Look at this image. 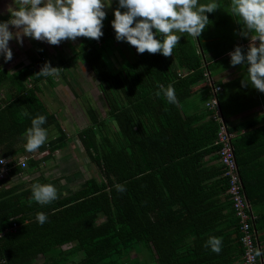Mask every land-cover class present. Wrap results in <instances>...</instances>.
Instances as JSON below:
<instances>
[{"label":"trees","instance_id":"1","mask_svg":"<svg viewBox=\"0 0 264 264\" xmlns=\"http://www.w3.org/2000/svg\"><path fill=\"white\" fill-rule=\"evenodd\" d=\"M114 18H105L104 35L99 41L84 38L78 54L98 78L109 107V116L105 118L89 112L91 124L78 133L84 150L99 169L100 178L90 177L79 188L58 196L35 212L42 205L32 199V185L53 184L54 179L42 176L30 186L15 187L9 192L0 188V254L5 264H34L41 254L46 264H144L140 260L143 250L147 264L150 260L152 264H234L230 242L222 246L229 255L224 261H220V254L204 247L210 237H221L217 220L223 208L213 194H205L201 181L187 188L192 178L204 176V152L194 142L186 149L188 142L180 140L179 135L190 136L192 130L185 132L187 123L178 103L169 104L163 94L156 93L158 85L167 88L171 84L181 102L191 94L192 84L205 79L206 60L236 46L227 45L207 57L203 43L200 48L205 54L197 47L203 34L198 41L186 35L180 38L173 56L139 54L135 48L133 60L118 70L107 53V40L115 36ZM45 63L40 59L12 74L0 68V85L9 83L16 90L8 102L0 99V157L8 156L18 142H27L24 133L39 115L47 117L44 128L55 125L59 133L38 151L48 148V157L68 144L56 115L39 95V83L52 82V77L37 75ZM177 66L189 73L180 75ZM26 81L32 85H26ZM192 129L193 133L200 130L201 136L207 138L204 145L210 143L218 150L217 121L210 117L202 127ZM40 161L30 157L28 170H38ZM22 171L17 166L10 173ZM240 171L247 196L252 199L251 187ZM218 173L227 189L223 165L218 167ZM187 177L189 180L185 181ZM175 178L183 180V190L174 188ZM116 184H123L126 191L118 192ZM230 204L232 207L231 201ZM41 212L48 217L43 225L36 219ZM234 217L239 232L237 247L243 254L238 218L235 214ZM189 235L194 236L191 245L187 242ZM66 244V248L62 247Z\"/></svg>","mask_w":264,"mask_h":264},{"label":"crops","instance_id":"2","mask_svg":"<svg viewBox=\"0 0 264 264\" xmlns=\"http://www.w3.org/2000/svg\"><path fill=\"white\" fill-rule=\"evenodd\" d=\"M199 2L204 4L216 2L220 5V9H217L213 13L207 14L209 17V25L212 24L215 26L212 27L211 33L207 31L208 27H206V29L203 31L202 42H197V47H199L198 49L204 52V49L200 48V44L206 43L207 45H211L209 42L210 39L223 40V42L218 46H210L207 49L205 48L207 57L213 55L216 51H221V48L227 47V45H229V47L232 45L242 47V50L246 55L249 45L253 43L252 37L254 36V33L247 32V29L243 26L242 20L238 16L231 14V0H199ZM10 5L13 8L16 7L14 0H0V22H6L11 18V13L8 11ZM114 12L115 11H112L109 16H114ZM103 22H106V19ZM9 29L13 32L16 31V29L11 25H9ZM242 31L247 32L248 37L241 35ZM186 35L187 34H182L181 37ZM83 39L84 37L81 38L79 45L73 46L71 54L68 57L67 55L63 54V49L67 50V48L62 47L61 44L50 45L47 42L37 41L26 36L23 37L22 45L16 39H13L9 42V47L13 52V58L11 61H5L4 56L0 55V68L7 70V72L10 74L30 63H37V61L40 59L55 64V66L52 65V67L61 68L60 75L57 76L58 78L52 77L51 84L55 83L53 89H57L56 93L53 92L51 94L53 100H49L45 97L46 93L48 95L49 90L44 91V93L42 90L43 87H45L42 82L44 81L49 83L47 80H43L39 83L41 88L39 95L46 104L47 108L56 115L59 125L61 127L63 126V130L65 129L64 126L67 125V122L69 124H73L75 118L77 124L76 128H74V132L69 134H67V132L65 133L69 139L68 144H78L82 148L83 146L79 139L78 133L81 129L91 124L90 121L85 125H82V118L85 112L87 115L89 112H91L95 114L96 117L99 116L97 106L94 105L93 98L88 94V90H84V88L90 89L92 91L95 90L96 93H101L99 80L90 65L81 58V60H79L80 62H78L77 58H79L78 54L80 52ZM115 39L116 36H113L107 40V53L114 67L120 70L122 66L126 64V62L133 60L135 55V47L128 44L131 46V48L129 50L127 49L128 52H125L122 49V45L113 43ZM255 44L258 47L259 41H256ZM234 50L235 47H231V49H227V51L220 54L216 58L206 60L205 66L210 72L213 84L215 86H221V90L218 91L217 96L225 122L233 133V142L239 168L242 170V175H245L247 184H249V187H251L250 193L252 195V199L249 200L251 202L252 211L255 216V226L258 240L261 245V251L264 252V93L253 88L250 83L247 86H242V81L247 79L248 66L246 64L236 66L231 65L230 53ZM78 71L81 72L76 73V75H79L83 78V72L85 73L86 77L85 79H80L79 81L77 80L78 82L74 83L76 82V79H74L75 72ZM177 72L180 75H186L189 73L186 68L178 66ZM56 79L58 81H56ZM25 84L28 86L32 85L31 82L27 81ZM69 86L72 89H69ZM76 87L80 88L79 93L76 92V90L72 91ZM191 89V94L182 99L181 102H178V105L182 113V119L187 123L185 132H189L191 129L192 133L190 136L186 134L179 135V139H184V141L188 142L185 144V147L188 150L190 149L188 146H191L189 143L194 142V144L200 145L198 146V150L204 152L201 162L204 165V168H202L204 176H200L202 177V180L199 179V176H195L196 178L191 179L192 183L188 181L189 179L187 177V179H185V181H188L186 186L188 189H190L193 187V183L196 184L201 181L206 187L204 189L205 194H208V196L213 194L214 200L217 198L216 203L218 206H222L223 209L221 212L222 215L217 220V224L220 229L217 230V226L214 231L217 230L221 234L222 245L224 242H230L231 248L234 252L233 255H235L234 264H242L243 254L241 249L239 250L237 247L239 232L236 228V224L233 223L235 221L233 214L234 211L230 204V198L227 193L226 185L222 181V174L218 173V167L221 166L218 153L211 147L210 143L204 145L207 138L205 136H201L203 134L200 130H197L195 133H193L194 130L192 129H198L208 122V120H210V115L207 110V103L213 96V87L207 82V79L205 78L197 83L192 84ZM14 91L16 90H12L9 83L0 85V99L8 102L10 100V96L14 94ZM82 96L85 97L82 98ZM101 100L103 101L102 106L100 103L97 105L102 107V112L107 111L109 116V107L107 102L104 98ZM53 128L57 130L54 135L56 136L59 131L55 125L50 126V128L47 129V132ZM51 138L52 136L48 137L47 141ZM179 139L177 138L178 142ZM25 144V142H18L15 144L13 146L14 150L10 148V150L13 151H11L7 157L17 160L20 157L28 155L27 157L29 158L34 157L36 159H40L41 161L47 159L48 148H44L42 151L30 153L25 150ZM61 149L55 150L51 154V158H56V152L60 151ZM41 161L40 164L42 163ZM65 164L68 165L70 162ZM28 165L26 167H21L23 169L22 172L17 174L9 173L5 178L0 179V188L3 191L9 192L10 190H14L15 187L30 186V184H33L34 180L37 181L42 176L51 177L49 175H44V173L41 174L38 171L39 168L36 171H29ZM195 170L198 171L197 168H195ZM198 174H200L199 171ZM51 178L54 179L53 177ZM55 181L56 179H54V182ZM54 182L52 185H54ZM183 183V180L181 182L175 178L172 185L177 189V191H181L184 189ZM82 185L83 184L80 186ZM222 186H224L225 189ZM79 187L71 188L70 183L68 189H63V194H58V196H64ZM12 194L13 193H11V195ZM44 208L45 205H42L41 208L36 209L33 212L40 211ZM191 235H189L187 239L188 245L193 243L192 241L194 236ZM68 245L69 244H66L62 247L66 248ZM224 250L225 248L223 247L219 255L220 261H224L229 258V255ZM262 258L264 262V255H262ZM140 260L142 263L145 262L144 264H147V255L145 252H143V250L140 252ZM148 262L149 264H152V260ZM34 264H46L45 257L42 254L39 255L36 258Z\"/></svg>","mask_w":264,"mask_h":264},{"label":"clouds","instance_id":"3","mask_svg":"<svg viewBox=\"0 0 264 264\" xmlns=\"http://www.w3.org/2000/svg\"><path fill=\"white\" fill-rule=\"evenodd\" d=\"M14 3L15 8L11 5L8 8L11 18L0 22V55L5 61L13 58L9 42L16 39L22 45L25 36L50 45L79 37L99 41L104 35L105 8L111 7L112 0L111 3L108 0H14ZM118 3L112 21L116 40L126 41L139 54L159 53L164 57L173 56L182 36L177 33L197 39L209 25L207 14L220 9L216 2L204 4L199 0H118ZM121 8L126 11L121 12ZM230 12L242 20L247 32L254 33L246 55L240 46L230 53L231 65L246 64L247 79L242 81V86L250 83L264 93V0H231ZM9 25L16 31H10ZM247 32L242 31L241 35L248 37ZM60 69L46 62L37 75L57 77ZM158 88L157 96L163 94L169 104L178 103L173 85L167 88L158 85ZM46 122L44 115L32 119L31 127L24 133L27 152H36L47 142L48 132L43 127ZM5 163L0 159V165ZM115 188L120 193L126 191L123 184H116ZM32 199L41 205L50 204L58 199V191L52 184L36 183L32 185ZM36 219L43 225L48 217L41 212ZM222 246V237H210L204 245L216 254L221 253ZM254 255L260 257L264 252L256 249Z\"/></svg>","mask_w":264,"mask_h":264},{"label":"built area","instance_id":"4","mask_svg":"<svg viewBox=\"0 0 264 264\" xmlns=\"http://www.w3.org/2000/svg\"><path fill=\"white\" fill-rule=\"evenodd\" d=\"M204 75L208 83L213 87V96L208 101L207 107L212 111L211 117L219 124L215 144L218 145L217 153L219 161L224 167L223 175L228 177L227 193L232 202L234 214L238 218L241 233L240 241L244 250L242 264H264L262 255L260 257H255L254 255L256 249L261 250V245L258 240L252 205L245 191L244 182L237 162L233 133L229 131L227 123L225 122L217 96V92L221 89V86H214L208 70H206ZM0 159L6 161L5 164L0 165V179H3L15 167H26L29 157L23 156L16 160L11 157L1 156ZM2 236L3 232H0V239ZM5 262V258L0 254V264H5Z\"/></svg>","mask_w":264,"mask_h":264},{"label":"rangeland","instance_id":"5","mask_svg":"<svg viewBox=\"0 0 264 264\" xmlns=\"http://www.w3.org/2000/svg\"><path fill=\"white\" fill-rule=\"evenodd\" d=\"M108 2L111 3V0H108ZM118 5H119L118 0H112L111 7L105 8L107 16H109L112 11H115L119 7ZM104 23H106V22H104ZM213 26H215V25L210 24L207 26L208 27L207 31H209V33H211V29ZM177 35H182V34L177 33ZM81 38L82 37H79L75 41L68 40V41L61 42L62 47L67 48V50L63 49V51H64L63 54L67 55V57L70 56L71 50L73 49V46L79 45L81 42ZM157 38H160V37H157ZM209 42L211 45H207L206 43H203V45L205 46L206 49L210 46L220 45L223 42V40H211L210 39ZM109 43H111V42H109ZM113 43L118 44V45L119 44L122 45V49L125 52H128L127 49L129 50L131 48V46H129L126 41H117L115 39ZM67 57H66V59H67ZM77 59H78V62H80L79 60H81L82 58L80 59V57H79ZM128 60H130V59H128ZM80 72L81 71L75 72L74 79H76V82H74V83H77L80 79H85L86 76H85V73H83V72H82L83 78L80 77L79 75H76V73H80ZM88 77H89V75H88ZM56 78H58V77H56ZM56 81H58V80L56 79ZM42 84L45 86L42 89L43 93H44V91L49 90L48 95L46 93L45 97L49 100H53V98L51 97V94L53 92L56 93V91H57V89H53V87L55 86V83L51 84L50 82L46 83L43 81ZM68 88L72 89L70 86ZM75 90L78 93L80 92L79 87H76L72 91H75ZM84 90H88V92H89L88 94L93 98L94 105L97 106V111H98V115H99L98 117H100V118L108 117L107 111L102 112L103 111L102 107H101L102 102H103L101 100V99H103V97H102L103 95L101 94L102 91L100 90L101 93H99V92L96 93L95 90L92 91V90L86 89V88H84ZM84 97L85 96H82V98H84ZM98 103H100L101 106H98L97 105ZM88 115L85 112V114L82 118L83 119L82 125H85L86 123L91 121V119ZM71 124H69L67 122V125L64 126L65 127L64 130H65V132H67V134L74 132V130H75L74 128H76V124H77L75 118H74L73 124L72 125ZM62 128H63V126H62ZM56 131L57 130L54 128L52 130H50L48 132V137H51V136L53 137L55 135ZM75 133H76V131H75ZM42 153H45V152H42ZM26 154H29V153H26ZM56 154H57L56 158H51V156H48L46 160L41 161L42 163L40 164L38 171L41 174L44 173V175H46V176L49 175V176L53 177L54 179H56V181L54 182V186L56 187L58 194H63L62 193L63 189H68L70 183H71V188H75V187H79L81 184H84L86 182V180L92 176L100 178V172H99L98 167L94 164V162L90 159V157L88 156L86 151H84V149L80 145H78V144L73 145L72 143L67 144L60 151H57ZM26 156H28V155H26ZM67 162H70V164H68V165L65 164ZM101 220H103V216L100 218L99 221H101Z\"/></svg>","mask_w":264,"mask_h":264}]
</instances>
